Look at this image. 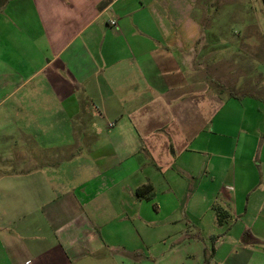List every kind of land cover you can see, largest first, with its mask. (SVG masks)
<instances>
[{
  "label": "crops",
  "instance_id": "1",
  "mask_svg": "<svg viewBox=\"0 0 264 264\" xmlns=\"http://www.w3.org/2000/svg\"><path fill=\"white\" fill-rule=\"evenodd\" d=\"M224 16L0 0V264H264V74L215 85Z\"/></svg>",
  "mask_w": 264,
  "mask_h": 264
},
{
  "label": "rangeland",
  "instance_id": "2",
  "mask_svg": "<svg viewBox=\"0 0 264 264\" xmlns=\"http://www.w3.org/2000/svg\"><path fill=\"white\" fill-rule=\"evenodd\" d=\"M201 4L221 10L228 22L227 27H224V35L229 38V44H225L228 46L227 51L224 54L217 52L223 57L218 56L213 60L214 75L221 74L215 75V85L223 81L225 89L233 88L236 91L237 82L241 80L240 87L244 88L248 80L259 76L256 72L264 74V0H201ZM214 11L216 13V10L212 12ZM248 20L256 22L245 28L243 21L248 23ZM256 23L259 24L261 33ZM253 36L256 39H250ZM197 261L195 256L194 260L185 264H197Z\"/></svg>",
  "mask_w": 264,
  "mask_h": 264
},
{
  "label": "trees",
  "instance_id": "3",
  "mask_svg": "<svg viewBox=\"0 0 264 264\" xmlns=\"http://www.w3.org/2000/svg\"><path fill=\"white\" fill-rule=\"evenodd\" d=\"M9 1V0H6ZM137 195L139 197H143L146 199H152L154 197V193H153V189L151 185H144L140 188L137 189ZM214 210L216 212V222L217 224L221 225L223 223V221L229 217V213L227 212V210H225L223 207H221L219 204H214ZM206 255L208 257V250L206 251ZM207 264H209V261H206Z\"/></svg>",
  "mask_w": 264,
  "mask_h": 264
}]
</instances>
